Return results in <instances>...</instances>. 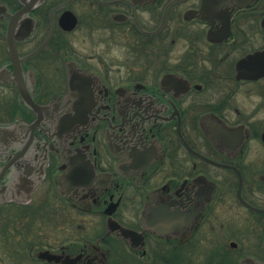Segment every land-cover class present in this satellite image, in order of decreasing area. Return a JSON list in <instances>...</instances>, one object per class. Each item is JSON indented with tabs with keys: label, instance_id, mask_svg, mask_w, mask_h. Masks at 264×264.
<instances>
[{
	"label": "flooded vegetation",
	"instance_id": "obj_1",
	"mask_svg": "<svg viewBox=\"0 0 264 264\" xmlns=\"http://www.w3.org/2000/svg\"><path fill=\"white\" fill-rule=\"evenodd\" d=\"M21 87L46 108L28 200L0 162L11 261L264 264V0H0V125L36 119ZM42 185L79 231L37 249L38 217L9 231Z\"/></svg>",
	"mask_w": 264,
	"mask_h": 264
},
{
	"label": "rangeland",
	"instance_id": "obj_2",
	"mask_svg": "<svg viewBox=\"0 0 264 264\" xmlns=\"http://www.w3.org/2000/svg\"><path fill=\"white\" fill-rule=\"evenodd\" d=\"M84 52L85 51H89L90 48H88V46H85L83 48H81ZM120 49L119 48H113L112 49V58L113 60H116V58L120 59ZM119 61V60H118ZM48 180H44V182L42 184L46 185L48 184ZM50 191H48V195H45L44 191L45 190V186L43 187V185L40 187L39 190H37L34 195H33V204L32 207L30 206L28 209V214L26 216H23L22 218H18L16 219L15 223L13 226L10 227L11 231H9V233H26L27 231H25L24 229L28 230V226H30V222L29 221H35L38 217L37 223L34 225V230H32L30 233L32 234H36L37 236H33V241L37 242V244L34 243V245L36 246V248L40 249L42 248V244L43 243H51V244H56L60 239H63V237L61 235L63 234H70V233H78L79 230L76 229L75 226H77V219L79 218L78 215L75 214V212L69 208L66 207L64 205V209L62 208L63 204L62 201L60 199V197L58 196V194H56L54 186L52 185L49 188ZM47 197V199H49L47 201V199H45V205L42 206V202L43 199L45 198V196ZM28 200V199H27ZM49 203H53L52 205H49ZM41 205V206H40ZM60 208L59 213L57 214V209ZM44 213L45 217L46 215H48L47 221L43 222L42 220L39 219V217L41 216L40 214ZM51 213H55L53 215H51ZM52 216H56V217H52ZM59 216V218L57 219V217ZM21 217V216H20ZM63 217H73V219H68V221H65V219L63 220ZM75 222V225H74ZM34 222H31V224H33ZM83 224V226H90V223L88 221V219H85V221L83 220V222L81 223ZM33 227V225H32ZM15 228V230H14ZM16 235V233H15ZM65 237V236H64ZM2 248H0V264H18L14 261H11V259L7 256L4 255V250H1L4 248V244L1 243ZM15 256V257H14ZM14 258H16L18 260L19 263L22 264H30L28 260H25L22 257V254L20 252H18L17 254H15ZM32 258H36V255L32 254ZM169 258V256L167 257V259ZM32 264H36L35 260L33 259Z\"/></svg>",
	"mask_w": 264,
	"mask_h": 264
},
{
	"label": "water",
	"instance_id": "obj_3",
	"mask_svg": "<svg viewBox=\"0 0 264 264\" xmlns=\"http://www.w3.org/2000/svg\"><path fill=\"white\" fill-rule=\"evenodd\" d=\"M10 51L12 55L14 54V48L10 44L9 45ZM21 94L22 99L24 102L29 105L36 114V119L33 120L31 123L27 122H13L7 125H0V162H3L7 159L10 160V162L7 163V165H14L16 164L13 159L10 157V153H13L14 158H24L25 155H23L26 151V148L31 144H34L33 140V132L36 129V127L39 126L40 122L44 118V110L46 107L39 106L35 104L32 99L26 94L25 88L21 87ZM64 122V121H63ZM63 125H66V123H63ZM60 129V127H59ZM51 135V134H50ZM52 148V146H50ZM17 152V153H14ZM38 156L37 151H33ZM46 156V155H45ZM44 156V157H45ZM35 157V155H34ZM36 159V157H35ZM23 166L20 167V170L18 171V178L19 183L17 188L20 186L27 187L26 191L24 192V195L22 197L23 200H27L29 197L28 195L30 192L36 187L38 183V179H34L31 177L32 170L31 167L34 164L32 160H30V157L27 156L24 158ZM15 168V167H14ZM42 174V173H41ZM39 174L38 176H41ZM72 176V175H71ZM79 176V175H78ZM12 182V181H11ZM9 182V183H11ZM8 183L1 187L0 194L6 193L4 199L12 198L14 197V194H9L8 189ZM19 191V190H18ZM121 232L125 234L124 230L121 229ZM38 257L40 258H48V259H56L57 257L55 255L49 254L47 251H42L38 253Z\"/></svg>",
	"mask_w": 264,
	"mask_h": 264
},
{
	"label": "trees",
	"instance_id": "obj_4",
	"mask_svg": "<svg viewBox=\"0 0 264 264\" xmlns=\"http://www.w3.org/2000/svg\"><path fill=\"white\" fill-rule=\"evenodd\" d=\"M19 209H20V208H19ZM19 209H18V211H17V215H18V216H22V215H24L25 212H26V210H25V209H22V208H21L20 210H19Z\"/></svg>",
	"mask_w": 264,
	"mask_h": 264
}]
</instances>
